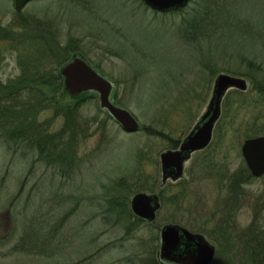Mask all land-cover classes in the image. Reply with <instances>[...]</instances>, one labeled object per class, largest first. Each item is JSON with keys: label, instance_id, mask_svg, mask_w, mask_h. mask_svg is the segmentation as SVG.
Returning <instances> with one entry per match:
<instances>
[{"label": "rangeland", "instance_id": "1", "mask_svg": "<svg viewBox=\"0 0 264 264\" xmlns=\"http://www.w3.org/2000/svg\"><path fill=\"white\" fill-rule=\"evenodd\" d=\"M14 2L0 0V101L10 99L9 86L21 76L19 62L27 51L13 49L11 39L38 26L54 39L45 37L54 49L53 66L45 69L59 72L67 62L84 59L112 83L111 101L130 111L141 129L125 133L100 107L98 93L70 97L63 78L61 88L47 79L45 85L22 84L41 87L52 107L77 109L82 117L79 130L63 134L67 121L58 108L38 116L70 145L72 160L63 165H49L0 128V264H165L160 228L172 223L202 229L216 257H224L219 263L230 258L254 264L245 248L258 241L264 252V176H247L241 148L246 139L264 136V98L254 87L264 82V0H192L179 14L156 13L140 0H33L21 13ZM201 5L212 11L204 13ZM219 71L245 78L248 89L228 92L211 145L192 156L180 186L169 182L164 188L167 205L155 223L127 236L123 222L105 218V196L119 179H131L144 149V173L154 170L149 159L157 154L154 192L160 193V154L198 122ZM205 160L210 170L200 168ZM232 176L238 179L234 185ZM183 189L186 206H171Z\"/></svg>", "mask_w": 264, "mask_h": 264}, {"label": "water", "instance_id": "2", "mask_svg": "<svg viewBox=\"0 0 264 264\" xmlns=\"http://www.w3.org/2000/svg\"><path fill=\"white\" fill-rule=\"evenodd\" d=\"M32 0H15V11L21 13ZM151 10L169 13L185 9L191 0H140ZM64 89L71 97L85 92L99 94L100 106L122 127L126 133H137L140 124L133 114L116 106L110 99L113 85L98 73L87 61L75 58L60 69ZM246 91L247 80L226 73L219 74L213 84L209 103L198 122L184 138L178 149L160 154L161 185L168 181L176 183L185 179L186 164L196 152L203 151L213 140L214 129L222 116V105L228 91ZM242 156L252 177L264 176V136L246 139L241 148ZM161 199L156 193L140 192L132 197L130 208L138 218L155 222L161 209ZM159 257L170 264H211L217 248L203 235L192 233L177 225L167 224L161 228Z\"/></svg>", "mask_w": 264, "mask_h": 264}, {"label": "trees", "instance_id": "3", "mask_svg": "<svg viewBox=\"0 0 264 264\" xmlns=\"http://www.w3.org/2000/svg\"><path fill=\"white\" fill-rule=\"evenodd\" d=\"M201 7L203 8L204 13H207L208 11H212L211 9L208 8L204 9L202 5ZM187 9L178 12V14L187 12L186 11ZM200 12H202V10H200ZM34 19L35 18L32 19V23H29L31 27L33 23L36 22V20ZM193 23L195 24L196 22L194 21ZM34 27H37L38 30L36 28L35 29L30 28L33 30L29 31V33L28 31H26L24 33V36L15 35L11 39L13 43V49L16 50L18 49L20 51L21 50L22 51L27 50V51L25 52V56H22V58H20V62H19L21 65L20 66L21 76L9 86L12 87L8 91V94L10 93V99H5L2 102L0 101V128L11 130L12 135H10V137H12L13 139H20L21 142H26L30 148H32L33 150H37L39 156L43 158L46 162H48L49 165L54 166V164H61V165L69 164L72 160V157L70 156V152H69L70 145L67 144L65 146V144L61 142V139L56 138L55 137L56 135H54V133H50L44 125H41L38 122V116L44 113V111L49 110L50 108L54 110L58 108V111L60 113L65 114V118L67 121V124H65V131L63 130L61 132L64 134V132L65 133L68 132V129L70 127H73L75 130H79L78 127L80 126L79 124L76 125V122L78 123L79 119H81L82 117L80 112L77 109H73V108L70 109L67 106L55 107V108L52 107L50 99L46 96V94L44 95L41 87L21 89L22 84L24 83H29L30 85L31 83H33L35 86H38L39 85L38 83L40 82L43 85H45L44 83L45 79L51 81L56 80L58 81L59 87L60 88L62 87L61 86L62 76L58 72V69L50 68L51 69L50 72L47 69H45L47 67L46 65L49 64L52 65L54 62L53 60L52 63H50V60L54 57V53H53L54 49H48V46L50 44L49 39L52 40L53 42L54 39L51 36L43 35L44 33L41 34L40 33L41 31L39 30L40 28L38 26H34ZM46 36L49 39L46 40L45 39ZM55 46L59 49L60 45L58 46L55 44ZM69 46L70 45L66 47ZM64 50L66 53H68L66 49ZM69 58H67L66 60H68ZM222 71L223 70H221V72ZM54 72H57V74L54 75ZM227 72L232 73L234 75L243 76L242 73L240 72L231 71V70ZM46 75H50V78H46ZM254 87L256 90L259 91L262 98H264V82L258 80L257 84H255ZM26 89L30 90V93H28L27 96H24L23 91ZM20 91H22L21 95H19ZM17 97H20L18 101H17ZM12 103H14L12 106H8ZM35 104H38V106L36 107ZM156 132L157 131L155 130L147 131V133L150 136L164 138L165 135L162 132L161 134ZM170 142H171L170 145L171 149H176L180 144V141L170 140ZM147 155L149 154H145V149L140 150V153L138 154V159L140 161L139 169L135 170V172L131 175L132 176L131 179L125 177L116 181L113 188L110 189L107 196H105L106 198L105 218L107 220L113 221L117 225H119L120 222H123L125 225L127 236L131 235V233H136L138 229L141 227V225H146V226L151 225L146 221L133 215L130 209V197L132 193L136 191L137 192L145 191V192L153 193L159 184L158 170H157L158 167L157 154L154 157L153 160L154 162L152 161L151 157L149 159L150 163L154 164L152 165L154 166V170L152 172H149L148 174L142 171L144 159L146 158ZM211 166L212 163H209L208 161L205 160L201 164L200 168L210 170ZM246 174L249 178H252L247 169H246ZM230 180L232 185H234L238 179L235 176H232ZM176 184H178L177 186H180L182 182ZM160 189L162 190V191L160 190V195L164 207L167 205V199L165 197L166 190L164 188H163L164 190L162 188ZM186 195H187V190L185 189L177 193H174L172 197V201L170 202L171 206H174V204L181 205L182 203H184L183 207H185L186 206L185 200L187 198ZM115 219L118 220L119 223L115 222L114 221ZM191 230L193 232L204 234L202 229H199L195 226L192 227ZM155 240H157V237H155ZM250 247L252 248L249 249ZM245 249L247 256L253 258L254 264H264V259H263L264 252L262 250V246L260 245V242L257 241V245H252V244L250 246L248 245ZM218 257H220V259ZM223 259L224 257L217 256L211 264H234L230 258H225V260L222 261L221 263L218 262V260H223Z\"/></svg>", "mask_w": 264, "mask_h": 264}]
</instances>
